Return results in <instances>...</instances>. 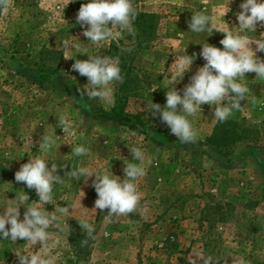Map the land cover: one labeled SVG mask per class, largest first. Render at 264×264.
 <instances>
[{"label": "rangeland", "instance_id": "rangeland-1", "mask_svg": "<svg viewBox=\"0 0 264 264\" xmlns=\"http://www.w3.org/2000/svg\"><path fill=\"white\" fill-rule=\"evenodd\" d=\"M87 2L14 0L8 14L0 15V203L15 199L22 190L29 203L39 199L35 189L15 181V172L30 156L40 155L49 168L53 162L67 165L57 170L64 184L53 189L54 204L70 209L58 227L49 229L59 240L57 264H189L194 250L220 260L218 264L241 258L247 264H264V79L248 73L239 81L250 91L227 120L239 132L245 129L244 137L220 150L206 142L218 122L214 106L205 104L201 113L189 117L198 133L195 143H180L158 116L145 110L150 101L165 105L169 68L185 48L197 57L173 85L181 94L206 63L199 56L201 44L223 48V33L190 31L193 11L214 17L215 26L237 27L243 0H132L137 15L144 14L133 22L135 34L124 32L100 45L87 41L76 23L81 4ZM227 5L230 11L224 15ZM249 35L264 39V27L258 24L256 33ZM65 40L70 42L67 48ZM251 47L255 51L256 46ZM127 48L132 49L127 60L132 78L121 103L133 116L130 121L112 114L120 103V82L113 84L114 106L106 107L80 97L78 88L87 84V77L72 70L75 60L88 54L114 57L116 50ZM256 56L264 60V52ZM61 114L73 122L74 137L57 126ZM54 130L56 144L41 151V138ZM70 144L84 145L88 155L73 156ZM127 146L142 147L153 163L145 164L147 174L138 182L142 199L137 211L105 219L107 209L92 210L98 198L91 186L95 176L85 183L64 174L84 165L108 169L123 179V160L132 159ZM55 205L44 207L52 212ZM25 211L21 206V220ZM81 220L93 225L91 236L81 228ZM24 248L21 239L0 240V264H19L14 251Z\"/></svg>", "mask_w": 264, "mask_h": 264}, {"label": "clouds", "instance_id": "clouds-1", "mask_svg": "<svg viewBox=\"0 0 264 264\" xmlns=\"http://www.w3.org/2000/svg\"><path fill=\"white\" fill-rule=\"evenodd\" d=\"M13 3L14 0H0V15H7ZM239 7L242 11L236 14L238 26L232 28L215 26L214 17L204 12L193 11L188 22L190 31L197 34L208 33V36L212 35L214 29L223 33L224 38L220 40L223 48L207 42L201 44L202 51L199 56L206 63L191 76L190 82L183 88L181 94L173 85L191 69L197 57L196 53L188 55L185 48L183 54L177 55L169 68L170 87H167L165 105L161 107L160 104L152 101L147 103L146 112L158 116L161 122L170 128L171 133L178 137L180 143L196 142L198 133L189 117H196L201 113L203 105L214 106V120L224 122L232 115L234 109L240 108L241 102L249 94V88L239 81L248 73H255L256 78L264 79V60L256 56L257 52H264V39L249 35L256 33L258 24L264 27V0H243ZM228 11L230 9L227 5L224 15ZM136 16L137 12L132 0H89L81 4L76 23L84 29L82 34L87 41L100 45L117 40L124 32L134 35L133 22ZM69 44L68 40L63 41L64 47H69ZM253 44L256 46L255 51L251 47ZM72 47L79 45L73 44ZM125 50L132 49H122ZM87 57L84 60L76 59L72 64V70L87 77L88 81L78 88L80 97L99 100L106 107L114 106L113 84L123 82L119 57L92 54H88ZM57 121V126L66 136L76 135L74 124L66 114L59 115ZM55 135V130L53 135H44L40 140L39 149L46 151L55 145ZM29 143H33L31 138ZM70 145L71 154L75 157L87 156L89 153V149L84 145ZM128 148L132 159L123 160L125 165L123 179L113 175L108 169L100 171L84 165L72 166L71 171L64 174L78 182L83 179L85 183L93 175L95 176L91 186L95 189L98 198L92 210L107 209L105 219L110 220L113 216H128L136 212L142 199L138 182L147 174L145 164L151 165L153 160L146 156L142 147ZM66 167L65 164L58 165L53 162L49 168L46 159L37 155L30 156L29 161L23 163L15 172V181L24 183L28 189H35L39 197L37 201L29 203V196L22 190L17 192L15 199L0 203V206L4 207V211L0 213V240L25 241L23 250L14 251L19 264H57L58 262L59 254L55 253V249L59 240L54 239V233L49 229L58 227L60 217L68 216L70 212L69 207L55 205L53 196L54 185L64 184L63 176L59 175L57 170ZM82 194L83 197L85 193L82 191ZM46 204L55 205V210L46 211L44 207ZM21 206L26 208L22 220ZM79 224L89 236L92 235L94 227L91 223L81 220ZM86 243V240L82 242V244ZM37 244H39L38 250L32 251L31 249ZM219 261L211 255L205 256L198 250L192 251L188 259L189 264H218ZM233 264H247V262L241 258L233 261Z\"/></svg>", "mask_w": 264, "mask_h": 264}, {"label": "trees", "instance_id": "trees-1", "mask_svg": "<svg viewBox=\"0 0 264 264\" xmlns=\"http://www.w3.org/2000/svg\"><path fill=\"white\" fill-rule=\"evenodd\" d=\"M140 16H144V14L138 13L136 18L138 19V17ZM130 52L131 51L121 52V51L116 50L115 56L116 57L118 56L120 59V68H121V72L123 76V82L122 83L120 82L119 90H118V92L121 93L120 99H119L120 103H118V105L112 109L113 115L121 116L124 120H128V121H130L133 116L123 111V104L121 103V101L123 99L122 92L127 87L128 81L132 78L131 77L132 69L129 65H127V60L130 55ZM48 60H50V58H48ZM41 68H44L46 70L47 66L45 64H42ZM230 123L232 126L228 125ZM134 128L137 129L138 127L134 126ZM242 131H245V129L239 132L235 123H232L231 121L226 120L224 122H217L213 130V133L206 138V142L210 144L212 147H214L215 149L220 150L228 146L229 143L234 142L239 138H242V135L244 137V134L242 133Z\"/></svg>", "mask_w": 264, "mask_h": 264}]
</instances>
